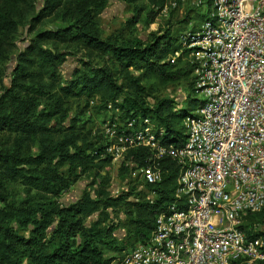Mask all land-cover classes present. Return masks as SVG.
Listing matches in <instances>:
<instances>
[{
  "label": "trees",
  "instance_id": "obj_1",
  "mask_svg": "<svg viewBox=\"0 0 264 264\" xmlns=\"http://www.w3.org/2000/svg\"><path fill=\"white\" fill-rule=\"evenodd\" d=\"M147 1L152 9L145 20L151 24L165 0ZM106 3L44 0L41 11L29 19L40 22L53 13L66 21L33 35L19 55L9 86L0 94V264H119L125 247L113 245L112 237L120 224L114 219L104 223L109 216L106 209L122 211L126 220L121 225L127 227L133 247L149 236L157 215L178 200L176 188L183 167L166 157L159 165L161 180L143 182L145 192L134 199L129 198L134 194L131 191L112 195L105 185L108 174L99 179L101 187L94 190L95 195L85 191L67 205L57 199L77 174H90L96 168L94 182L99 171L112 164L106 151L109 140L101 127L97 131L88 126L90 118L71 119L68 127H62L71 100L78 106L82 103V112L92 107L102 114L101 124L108 118L122 123L127 118L136 122L153 119L164 130L162 141L175 145L185 136L183 118L195 108L176 111L173 99L153 95L156 81H184L192 87L188 52L176 45L169 30L160 36L152 34L145 42L103 37L94 18ZM30 5L27 0H3L0 4V55L13 44L19 27L27 23L24 13ZM186 11L182 20L185 29L193 10ZM61 45L84 47L95 57L61 80L59 69L67 58L59 49ZM117 106L118 113L114 110ZM149 156L150 151L140 147L130 149L125 159L141 166ZM124 166L122 163V168H128ZM10 182L20 185L22 194L9 189ZM152 191L156 195L151 202ZM95 212L98 218L87 226L85 220ZM254 219L264 222V210L247 215L248 221ZM100 245L120 256L104 258Z\"/></svg>",
  "mask_w": 264,
  "mask_h": 264
},
{
  "label": "built area",
  "instance_id": "obj_2",
  "mask_svg": "<svg viewBox=\"0 0 264 264\" xmlns=\"http://www.w3.org/2000/svg\"><path fill=\"white\" fill-rule=\"evenodd\" d=\"M168 7L205 10L178 38L192 66L189 97L201 100L179 145L165 144L150 118L105 121L112 162L143 182L161 180L165 157L183 167L178 200L119 264H264V222L247 220L264 210V0H165L161 12ZM140 147L150 156L136 166L125 155Z\"/></svg>",
  "mask_w": 264,
  "mask_h": 264
},
{
  "label": "rangeland",
  "instance_id": "obj_3",
  "mask_svg": "<svg viewBox=\"0 0 264 264\" xmlns=\"http://www.w3.org/2000/svg\"><path fill=\"white\" fill-rule=\"evenodd\" d=\"M2 1L3 0H0V4ZM27 2L31 4L27 9V12L25 11L24 13L27 23L24 26L19 27L13 44L6 46L0 55V68L3 70L0 73V94L5 87L9 86L12 70L18 63L19 55L26 50V46L31 42L33 35L43 29L54 28L61 21H66L65 17L61 18L52 13L40 22L36 20L30 22L29 19L36 16L37 13L44 7V0H27ZM151 9L152 5L147 0H135L133 2H129L128 0H107L106 7L94 18V22L102 30L103 37L111 36L118 39L139 38L145 42L150 39L152 34L160 36L165 30H169L171 36L176 39V45H178L179 35L183 30H185V22L182 20L187 11L181 8L172 10L171 7H168L164 12L159 13L153 23L147 24L145 19L147 17V13ZM204 12L205 10L201 8L196 9L195 13L192 12L190 14L193 24H200L202 22V14ZM30 25H32V31H30ZM49 47L52 46L50 45ZM59 49L67 53V58L59 69V76L61 80L72 75L74 70L83 64L84 61H88L89 59L95 57L93 53H90L84 47H65L64 45H61L59 46ZM132 71L134 75L138 74L137 71ZM190 88L191 86L185 84L184 81L170 84H162L156 81L155 88L153 89V95L173 99L176 111H181L183 109L188 111L194 106H197L201 100V97L198 95H194L195 100L189 97ZM149 100H152V98L150 97ZM81 107L82 103L78 106L76 100L70 101L68 117L62 123V127H68L71 123V119L85 121L87 118H90L91 120L89 121L88 126L93 130L97 129V131H99L101 127L102 132L104 133V124H101L102 114L98 115L92 107L88 108L85 112H82ZM109 114L110 113L107 112V117ZM152 121L153 123H157L153 119ZM113 122L119 126H122L123 124L119 119L114 120ZM121 165L122 164L112 162L111 165L105 166L99 171V175L96 177L97 180H94V182H92V179L94 178L96 168H93L90 174H77L75 178L72 175L71 179H74L69 183V186L61 192L57 199L62 204L67 205L78 200L85 191H89L92 195H95L94 190L97 189V187H101L99 185V179L105 177L106 174H108V181L105 185L107 189L109 188L112 195H118L121 191H131V194H134L129 196V198L132 199L136 195H139L140 192L144 191V187L142 186L143 181L138 175H134L132 173L133 169L130 171L129 168L124 169ZM8 187L12 191H16V193L22 194L23 192L21 186L18 184L14 186L10 182ZM106 211L109 216L104 223H109V220L114 219V221H118L120 224L119 229L113 232L112 241L113 245L125 247V250L121 255L123 256L124 252L126 253V251L132 247L130 244L133 242L130 240V233L127 230V227L121 225L125 222L126 218L119 209L114 212L108 209H106ZM97 218L98 214L95 212L87 217L85 224L90 226ZM252 221L257 220L254 219ZM100 248L103 251L104 258L120 256L117 252L105 245H100Z\"/></svg>",
  "mask_w": 264,
  "mask_h": 264
}]
</instances>
